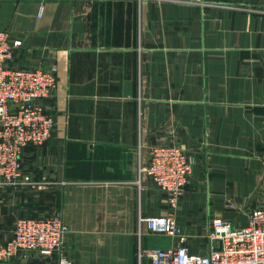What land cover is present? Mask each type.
<instances>
[{"label":"crops","instance_id":"0c3cea01","mask_svg":"<svg viewBox=\"0 0 264 264\" xmlns=\"http://www.w3.org/2000/svg\"><path fill=\"white\" fill-rule=\"evenodd\" d=\"M0 26L22 42L15 65L57 78L53 132L22 153L36 185L0 188V241L21 216L68 226L60 251L1 264H150L178 245L138 223L168 211L136 184L139 136L143 163L165 143L191 157L174 214L192 252L213 217L242 226L264 201V0H0Z\"/></svg>","mask_w":264,"mask_h":264},{"label":"built area","instance_id":"2783aa9c","mask_svg":"<svg viewBox=\"0 0 264 264\" xmlns=\"http://www.w3.org/2000/svg\"><path fill=\"white\" fill-rule=\"evenodd\" d=\"M142 1V0H138ZM43 10L40 4L38 15ZM20 39L11 40L0 26V188L36 185L23 167L25 146L41 145L50 138L55 118L46 103L57 86L56 66L15 65ZM142 141L137 143L136 184L150 177L167 196L168 211L156 216H138L139 225L149 230L178 236L179 244L150 250V264H264V201L248 213L245 225L213 217L208 225L209 250L192 252L186 235L176 225L174 210L191 173L190 155L173 143L153 145L146 163L141 161ZM67 224L58 214L45 217H18L11 236L0 241V264L13 255L37 251L50 256L63 246ZM59 264H71L63 255Z\"/></svg>","mask_w":264,"mask_h":264}]
</instances>
